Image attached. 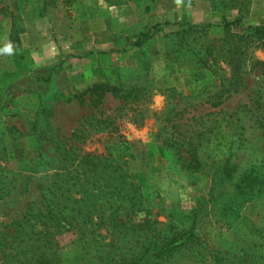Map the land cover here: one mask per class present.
<instances>
[{"label":"rangeland","instance_id":"374dc122","mask_svg":"<svg viewBox=\"0 0 264 264\" xmlns=\"http://www.w3.org/2000/svg\"><path fill=\"white\" fill-rule=\"evenodd\" d=\"M240 16L246 25L260 24L264 0H251L248 10L213 0H0V161L12 180L4 219L41 201V180L68 166L61 145L93 154L124 153L127 145L124 159L154 200V213L162 210L136 219L165 222L174 209L197 214L195 246L180 250L173 264H213L197 242L226 251L248 247V232L264 225V192L246 197L232 226L225 214L231 187L223 197L216 193L229 156L232 165L264 164L263 40L240 25L228 35L221 25ZM158 22L162 29L150 39L131 43ZM179 22L213 26L198 32ZM52 70L45 83L42 75ZM101 82L150 93L141 102L109 93L93 107L86 91ZM143 103L150 112H141ZM143 115L144 124L133 121ZM173 133L168 148L164 135ZM190 138L202 143L197 171L182 167L177 153ZM76 239L62 238L64 264H83Z\"/></svg>","mask_w":264,"mask_h":264},{"label":"trees","instance_id":"16d2710c","mask_svg":"<svg viewBox=\"0 0 264 264\" xmlns=\"http://www.w3.org/2000/svg\"><path fill=\"white\" fill-rule=\"evenodd\" d=\"M213 1L226 7L248 10L251 0ZM166 24L176 22L167 21ZM177 24L198 32H208L213 26L212 23ZM221 25L228 35H233V26L240 25L258 36V40H263L264 45V21L258 25H246L244 18L240 16L234 20L224 18ZM162 26V22L152 25L140 32L131 43L143 44L160 31ZM122 49L124 48L103 52ZM52 76L53 70L47 76L42 75V79L47 83ZM86 92L89 94L87 102L93 107H100L109 93L125 100L141 102V94L146 97L149 90L101 82L89 87ZM143 111L150 112V106L143 103L141 112ZM163 114L165 113L153 112L161 121L171 120V117ZM133 121L144 124V115ZM166 127L164 124L161 129ZM106 128L108 127L105 126L104 129ZM175 138L174 133L170 137L164 135V143L168 148ZM184 143L188 146L177 151L182 167L200 170L204 162L198 148L202 143L193 138L185 139L179 148ZM60 147V153L69 162L68 166L63 171L45 176L40 184L41 201L29 202L27 210L21 216L8 221L4 219L2 200L11 190L12 180L10 170L0 161V264H64L62 238L71 233L76 235V243L85 250L83 264H173L171 259L180 250L189 245L195 246L194 239L199 234L196 230L197 214L194 212L192 215L178 209L169 210L164 213L168 219L165 222L159 221L157 217L149 218L162 214V210L154 213V200L148 198L131 172L128 160L124 159L130 155L127 153V145L124 146V153L120 154H115L113 149L105 154L84 153L74 143L68 148L64 145ZM231 154L237 156L235 152ZM232 157L229 156L226 160L228 163L224 164L225 174L220 177L216 192L223 197L226 193L223 189L231 187L229 191L233 196L226 201L225 207L226 218L231 226L237 223L241 209L248 200L246 197L264 192V164L243 160L244 164L236 162L232 165L229 163ZM142 211L149 217L136 219ZM248 233L251 234V244L248 247L242 246L237 251L208 249L204 242H197L198 250L208 252L213 264H264V225Z\"/></svg>","mask_w":264,"mask_h":264}]
</instances>
